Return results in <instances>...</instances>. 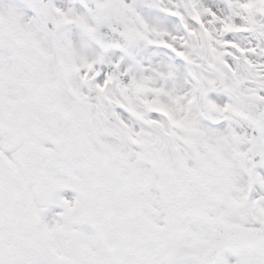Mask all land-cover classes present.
I'll return each mask as SVG.
<instances>
[{"label": "snow or ice", "instance_id": "6c2138e0", "mask_svg": "<svg viewBox=\"0 0 264 264\" xmlns=\"http://www.w3.org/2000/svg\"><path fill=\"white\" fill-rule=\"evenodd\" d=\"M0 264H264V0H0Z\"/></svg>", "mask_w": 264, "mask_h": 264}]
</instances>
